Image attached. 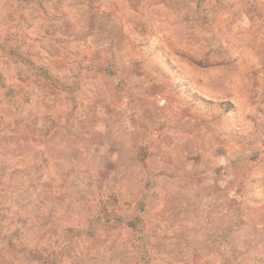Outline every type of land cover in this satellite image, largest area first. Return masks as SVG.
Segmentation results:
<instances>
[{"label":"rangeland","instance_id":"374dc122","mask_svg":"<svg viewBox=\"0 0 264 264\" xmlns=\"http://www.w3.org/2000/svg\"><path fill=\"white\" fill-rule=\"evenodd\" d=\"M0 264H264V0H0Z\"/></svg>","mask_w":264,"mask_h":264}]
</instances>
